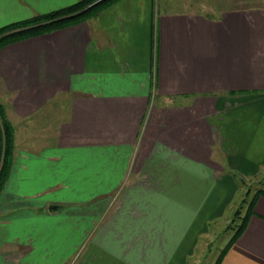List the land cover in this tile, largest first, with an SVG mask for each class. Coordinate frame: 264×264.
I'll return each instance as SVG.
<instances>
[{
    "label": "crops",
    "instance_id": "1",
    "mask_svg": "<svg viewBox=\"0 0 264 264\" xmlns=\"http://www.w3.org/2000/svg\"><path fill=\"white\" fill-rule=\"evenodd\" d=\"M77 1L0 0V28ZM261 1L118 0L0 49V264L198 261L264 168ZM218 264H264V194Z\"/></svg>",
    "mask_w": 264,
    "mask_h": 264
},
{
    "label": "trees",
    "instance_id": "2",
    "mask_svg": "<svg viewBox=\"0 0 264 264\" xmlns=\"http://www.w3.org/2000/svg\"><path fill=\"white\" fill-rule=\"evenodd\" d=\"M118 0H79L76 3L43 15H36L32 18L11 23L0 28V49L10 43L28 39L34 36L52 32L71 25L86 21L103 8ZM0 190L2 189L10 168V162L14 144V127L6 118L5 111L0 104ZM264 194V188L259 189L250 200L246 213L243 216L236 232L228 245L232 243L245 228L248 216L252 213L256 198ZM223 250V251H224ZM222 251V253H223ZM221 255L216 263L221 261Z\"/></svg>",
    "mask_w": 264,
    "mask_h": 264
},
{
    "label": "rangeland",
    "instance_id": "3",
    "mask_svg": "<svg viewBox=\"0 0 264 264\" xmlns=\"http://www.w3.org/2000/svg\"><path fill=\"white\" fill-rule=\"evenodd\" d=\"M261 0H160L161 7L165 4L173 9L192 8L197 10L208 11V9L219 8L227 5L251 6L261 4ZM213 7V8H212ZM5 115L7 112L5 110ZM1 121V117H0ZM239 193L232 208L227 213V217L221 224L215 226L212 237L209 240V247L198 257L195 264H214L216 259L221 255L223 249L228 245L232 236L236 232L243 216L246 213L247 206L255 193L264 188V168L260 174L253 177H243L239 180ZM67 261L65 264H69Z\"/></svg>",
    "mask_w": 264,
    "mask_h": 264
}]
</instances>
